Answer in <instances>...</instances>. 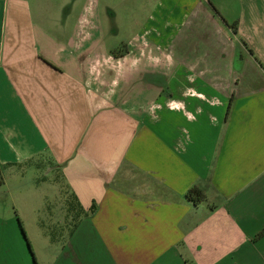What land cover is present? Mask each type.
Returning a JSON list of instances; mask_svg holds the SVG:
<instances>
[{
	"label": "crops",
	"instance_id": "0c3cea01",
	"mask_svg": "<svg viewBox=\"0 0 264 264\" xmlns=\"http://www.w3.org/2000/svg\"><path fill=\"white\" fill-rule=\"evenodd\" d=\"M31 1L3 2L0 98L23 123L0 135L81 207L52 264H264V21L234 34L207 0H147L151 17L146 0Z\"/></svg>",
	"mask_w": 264,
	"mask_h": 264
},
{
	"label": "rangeland",
	"instance_id": "374dc122",
	"mask_svg": "<svg viewBox=\"0 0 264 264\" xmlns=\"http://www.w3.org/2000/svg\"><path fill=\"white\" fill-rule=\"evenodd\" d=\"M39 1H31L35 15L39 11ZM207 1L230 24L242 19H251L252 25L259 28L262 26L264 0ZM3 2L5 0H0V24L2 18H5ZM145 2L147 8L143 15L147 17L151 14L153 7H149L151 2L147 0ZM249 2L252 3L250 7H248ZM128 3L134 4L129 8L135 15L137 9L135 4L139 3V0H129ZM126 26L127 30L122 34V41H116L119 42L120 47V41L128 43V30L131 24ZM258 40L255 39L253 43L257 45ZM17 44V41L13 42L14 46ZM26 52L27 44L21 43L20 56L18 55L12 63L23 65ZM4 65L7 66V61ZM3 109L6 115L0 116L2 133L13 128L15 122L23 123L9 98L5 100L0 98V110ZM78 219L73 197L66 186L60 168L55 166L47 156L30 163L16 162L13 153L8 151L7 142H3L0 135V264L3 263L6 255L9 256L8 264H27V258L31 259V262H34L35 258L37 264H52ZM18 220L22 224L26 237L22 234Z\"/></svg>",
	"mask_w": 264,
	"mask_h": 264
},
{
	"label": "trees",
	"instance_id": "16d2710c",
	"mask_svg": "<svg viewBox=\"0 0 264 264\" xmlns=\"http://www.w3.org/2000/svg\"><path fill=\"white\" fill-rule=\"evenodd\" d=\"M209 3H210V2H209ZM210 4H211V3H210ZM211 7H212V9L214 10L215 14H216L217 16H220V17H221V15L219 14V12L215 9V7H214L212 4H211ZM224 23H225V25L228 26V28H230V30L232 31V33H234V34H238V31H237L238 23H237V22H234V23H232V24H229L227 21L224 20ZM241 45H243L244 47L247 48V44H246L245 42L241 41ZM248 51L253 55V51H251L250 49H248ZM230 106H231V105H229V108H228V112H227L228 114H229V111H230ZM186 198H187L189 201L193 202L195 205H198V204H201V203H204V202L207 201V196H206V194H205L201 189L196 188V187H194V188H192V189H190V190L188 191V193H187V195H186ZM73 200H74L75 208H76L77 213H78V217H80V214H81V212H82L81 207H79L77 201H76L74 198H73ZM18 222H19V225L21 226L22 234L26 237V234H25V232H24V229L22 228V224H21V222H20L19 220H18ZM76 227H77V222H76L75 225H74V228H76ZM72 233H73V231H71L70 235H71ZM27 244H28V247H29L31 253L33 254L32 249H31V246H30V244H29L28 241H27ZM34 262L36 263L35 258H34Z\"/></svg>",
	"mask_w": 264,
	"mask_h": 264
}]
</instances>
